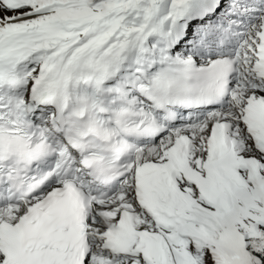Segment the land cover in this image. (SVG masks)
<instances>
[{
  "label": "snow or ice",
  "instance_id": "obj_1",
  "mask_svg": "<svg viewBox=\"0 0 264 264\" xmlns=\"http://www.w3.org/2000/svg\"><path fill=\"white\" fill-rule=\"evenodd\" d=\"M0 264H264V0H0Z\"/></svg>",
  "mask_w": 264,
  "mask_h": 264
}]
</instances>
